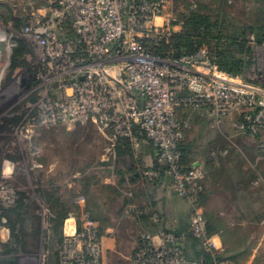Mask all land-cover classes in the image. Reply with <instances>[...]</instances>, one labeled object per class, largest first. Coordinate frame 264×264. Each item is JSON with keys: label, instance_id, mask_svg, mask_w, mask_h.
Returning a JSON list of instances; mask_svg holds the SVG:
<instances>
[{"label": "rangeland", "instance_id": "obj_1", "mask_svg": "<svg viewBox=\"0 0 264 264\" xmlns=\"http://www.w3.org/2000/svg\"><path fill=\"white\" fill-rule=\"evenodd\" d=\"M27 3L0 0V263L9 259L4 253L11 245L24 251V242L10 234L15 223V235L32 247L39 228L37 245L44 255L40 254L37 262L41 258L43 263L59 264L67 219L62 226L59 223L77 210L71 187L87 198V188L99 191L102 183L111 179L122 186L125 201L136 210L142 202L152 205L157 201L153 196L156 181L142 176L143 161L133 148L130 152L93 123L43 125L25 118L30 75L36 66L29 62L28 53L24 62L15 66L14 56L20 42L29 48L21 35ZM164 22L174 34H181L174 42V51L198 48L212 56L218 50L233 51L234 60L246 64L238 73L242 84L264 87V71L259 73L264 69V0H174L157 20L159 26ZM239 46L247 47L250 53H242ZM179 119L187 125L182 141L187 159L202 173L204 192L199 208L207 235L211 238V233H220L228 250L217 256L228 257L234 264H249L254 250L257 254L252 264H264L263 199L259 196L255 209L243 204L226 207L218 199L225 191L236 198L253 193L254 187L264 188V133L257 137L239 134L233 129L237 117L218 123L204 111H182ZM232 187H236L237 195L231 192ZM215 189L213 199L208 200V192ZM20 201L23 209L9 216L6 211ZM247 215L252 222H237L239 218L249 219ZM191 219L192 213L189 226ZM228 219L233 222H226ZM194 243L190 237L184 243L189 261ZM194 247L208 251L199 239Z\"/></svg>", "mask_w": 264, "mask_h": 264}, {"label": "built area", "instance_id": "obj_2", "mask_svg": "<svg viewBox=\"0 0 264 264\" xmlns=\"http://www.w3.org/2000/svg\"><path fill=\"white\" fill-rule=\"evenodd\" d=\"M173 1L28 0L21 35L36 70L25 118L43 125L93 123L117 142L130 141L136 157L150 146L158 168L143 169L142 176L169 177L192 219L186 233L144 235L133 264H191L184 246L189 234L213 253L208 264H234L214 253L207 235L199 208L202 173L182 166L187 125L178 112L204 111L218 123L237 117L233 129L257 137L264 133V87L243 85L203 49L180 58L155 52L152 47L174 34L168 22L157 24ZM102 257L96 223L86 220L64 237L60 264H102Z\"/></svg>", "mask_w": 264, "mask_h": 264}, {"label": "crops", "instance_id": "obj_3", "mask_svg": "<svg viewBox=\"0 0 264 264\" xmlns=\"http://www.w3.org/2000/svg\"><path fill=\"white\" fill-rule=\"evenodd\" d=\"M182 111L190 110L179 111L178 117ZM140 157L143 161V169H151L156 166L150 153L145 152ZM194 168L199 170L197 164L194 165ZM149 180L156 181L155 185L153 184V196L157 198V201L153 202L152 205L142 202L136 210L134 209L136 208L135 206L125 201L126 194L122 186L116 185L115 181H111V179H106V182L102 183L99 191L93 190V187L87 188L89 192L87 198L81 197L78 191L71 187L69 190L74 195L73 198L76 201L75 208L77 210L76 212H69L62 229L64 236L67 235L65 230L67 221L72 219L75 229L86 220H90L99 227L103 243L102 264H133V256L144 235L154 231L156 233L159 229L175 234L186 233L189 229L191 214L189 204L176 196L172 190L170 178L164 173L161 174L160 178ZM231 192L235 195L238 193L236 187H232ZM250 192L253 193H249V195L244 194V197L238 196L232 198L228 195L230 192L227 194V191H225V196H222V198L219 196L218 198L222 200L219 204L232 208L243 204V206L249 209H255L257 200L260 199L259 196L264 201V188L258 190L257 187H254ZM215 193L216 189L212 192L209 191L207 199L212 200ZM252 221L251 217L249 219L243 218L241 220L239 218L237 220L240 223ZM226 222L233 221L228 219ZM261 223L264 224V221H261ZM153 225L155 228H152ZM211 238L214 240L217 248L214 253L223 256L224 252L228 250L226 249L222 235L218 232L211 233ZM192 239L195 243L192 245L191 264H208L212 260L213 253L195 250L194 246L198 240L196 238ZM10 251L6 255L9 259L3 260L6 264H48L46 262L43 263L41 258L37 262V257L40 254L44 255V251H39L38 245L30 246L27 241H25V252L21 253V250L17 249L14 245H11ZM251 252V257L252 255L253 257L250 259L249 264H252V260L257 254V251L254 250Z\"/></svg>", "mask_w": 264, "mask_h": 264}, {"label": "trees", "instance_id": "obj_4", "mask_svg": "<svg viewBox=\"0 0 264 264\" xmlns=\"http://www.w3.org/2000/svg\"><path fill=\"white\" fill-rule=\"evenodd\" d=\"M181 38V34H173L172 38L169 40L168 43H164L162 42L158 47H152V49L157 52L158 54H164V53H167L169 52L170 54H172L174 57L176 58H180L182 57L183 55H189V54H193L201 49H198V48H195V49H191L190 51H187L185 53H179V52H176L174 51V42H176L177 39H180ZM262 42H264V35H263V39H262ZM20 48L16 51L15 53V56H14V61H15V66L18 65L19 63H23L24 62V56L28 53V50H27V47L26 45L23 43V42H20ZM245 44L247 45V42H245ZM244 44V45H245ZM240 48V51L242 53H250V50L247 48V47H241L239 46ZM210 54V53H209ZM211 57L214 59V62L216 63V65L219 67V69L221 71H223L224 73L228 74L229 76H232V77H238V73L240 72L241 68L243 67H246V64L244 63V61H240V60H234V52L233 51H222V50H218L215 54V56H212V54H210ZM119 143L123 144L130 152H132V144L130 141L128 140H121L119 141ZM181 152H182V166L185 168V169H189L191 168V164L189 163L188 161V157H187V154H186V149L183 148L182 146V143L180 144L179 146ZM158 167L155 166L154 169H157ZM16 208V209H15ZM13 208V209H10L8 211H6L9 216L11 215H14V214H17V210H22L23 209V203L22 201H20L18 203V205ZM20 217V215H18ZM67 219V216H63L61 218V221L59 223V226H62L63 225V221ZM15 228H16V224L14 223V226L12 227V230H10V234L12 236V238H14L16 241L18 242H24V248H25V239L23 241V238H20L19 236H16L15 235ZM39 228L37 229L36 233H35V245H37L38 243V238H39ZM179 235V234H177ZM189 237L190 238H194L193 236H191L189 234ZM64 241V238H61L60 242L63 243ZM11 246L10 248L8 249L9 251H5V255L9 254L11 251ZM19 252V251H18ZM22 252H25V251H22ZM60 261V259H59ZM60 263V262H59ZM0 264H6L5 262H1Z\"/></svg>", "mask_w": 264, "mask_h": 264}, {"label": "bare ground", "instance_id": "obj_5", "mask_svg": "<svg viewBox=\"0 0 264 264\" xmlns=\"http://www.w3.org/2000/svg\"><path fill=\"white\" fill-rule=\"evenodd\" d=\"M65 230L67 235H72L74 233V223L72 219L67 221Z\"/></svg>", "mask_w": 264, "mask_h": 264}, {"label": "water", "instance_id": "obj_6", "mask_svg": "<svg viewBox=\"0 0 264 264\" xmlns=\"http://www.w3.org/2000/svg\"><path fill=\"white\" fill-rule=\"evenodd\" d=\"M149 151H150V146H149V145H146V146H145V152H146V153H149Z\"/></svg>", "mask_w": 264, "mask_h": 264}]
</instances>
